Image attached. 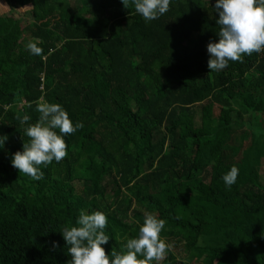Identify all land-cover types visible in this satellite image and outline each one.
<instances>
[{
  "label": "trees",
  "instance_id": "obj_1",
  "mask_svg": "<svg viewBox=\"0 0 264 264\" xmlns=\"http://www.w3.org/2000/svg\"><path fill=\"white\" fill-rule=\"evenodd\" d=\"M1 1L0 264H67L60 231L80 209L106 215V254L151 213L161 264H264V51L208 69L215 0H171L150 22L130 0ZM44 101L83 126L33 180L11 156Z\"/></svg>",
  "mask_w": 264,
  "mask_h": 264
},
{
  "label": "clouds",
  "instance_id": "obj_2",
  "mask_svg": "<svg viewBox=\"0 0 264 264\" xmlns=\"http://www.w3.org/2000/svg\"><path fill=\"white\" fill-rule=\"evenodd\" d=\"M135 13L145 22L158 19L169 10L171 0H130ZM128 8L129 0H121ZM209 3V0H208ZM213 11L218 14L217 41L206 45L207 67L210 71H220L229 61H241L244 55L264 51V0H215ZM26 50L39 56L42 49L29 41ZM35 111L39 118L30 122L24 115L23 125L27 142L11 156V165L19 173L33 180L43 178L41 166L47 167L53 161L59 163L66 156L64 136L70 135L83 125H73L67 111L59 103L37 102ZM58 130V131H57ZM8 137L0 135V149ZM238 169L232 166L221 177L226 187H231L237 179ZM106 215L99 210L80 209L74 225L65 226L61 231L71 257L67 264H158L171 245L161 238L165 221L151 213H145L138 226L136 236L128 238L121 250L113 249L106 254L104 247L110 235L106 233ZM56 244L53 242V247Z\"/></svg>",
  "mask_w": 264,
  "mask_h": 264
},
{
  "label": "rangeland",
  "instance_id": "obj_3",
  "mask_svg": "<svg viewBox=\"0 0 264 264\" xmlns=\"http://www.w3.org/2000/svg\"><path fill=\"white\" fill-rule=\"evenodd\" d=\"M24 10V9H23ZM0 11L2 12V13H0V14H3V13H5L6 11H7V9L5 8V6H4V4L2 3V1L0 0ZM21 14H22V12H20ZM20 14V15H21ZM15 15V14H14ZM207 51V50H206ZM263 179H264V159H262L261 160V168H260V181L261 182H263ZM164 258H165V256H164ZM164 258L162 259V260H160L159 262H158V264H161L162 263V261L164 260Z\"/></svg>",
  "mask_w": 264,
  "mask_h": 264
}]
</instances>
